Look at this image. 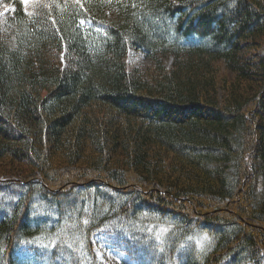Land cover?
Wrapping results in <instances>:
<instances>
[{"label":"trees","instance_id":"obj_1","mask_svg":"<svg viewBox=\"0 0 264 264\" xmlns=\"http://www.w3.org/2000/svg\"><path fill=\"white\" fill-rule=\"evenodd\" d=\"M3 1L0 264H97L111 222L145 264H264V0Z\"/></svg>","mask_w":264,"mask_h":264},{"label":"rangeland","instance_id":"obj_2","mask_svg":"<svg viewBox=\"0 0 264 264\" xmlns=\"http://www.w3.org/2000/svg\"><path fill=\"white\" fill-rule=\"evenodd\" d=\"M42 1V0H41ZM39 0H21L24 10L27 13L35 12L36 8L41 3ZM10 5L3 0H0V15H2ZM58 59L60 65L63 66L66 64V60L63 57L61 52H58ZM173 62L172 56H166L164 58L163 65L165 68H170ZM152 62L144 57L141 53H135L132 58V68H137L140 73H144L148 67H151ZM3 203V199H0V204ZM107 228L99 230L94 235L95 241L93 250L96 253L97 264H108V262L116 261L117 258L127 256V252L124 251L130 247L129 244L123 243L122 236L119 235V228L113 222L107 224ZM53 239L43 234H39L34 239L28 241V245L21 247V251H18L20 259L25 264H77L74 262L72 257H68V254H72L70 248H75L73 244L68 243L67 247H61L56 249L53 247ZM55 243V241H54ZM74 243L79 245V241L75 238ZM125 246V247H123ZM70 247V248H69ZM123 247V248H122ZM134 249H137L136 255L139 256L142 260L148 258V253L144 254L145 250L141 249L137 245L133 244ZM51 250H54L56 255L51 257H46L47 253H50ZM144 254V255H143ZM80 264H83V259L80 257ZM134 261V259H131Z\"/></svg>","mask_w":264,"mask_h":264}]
</instances>
